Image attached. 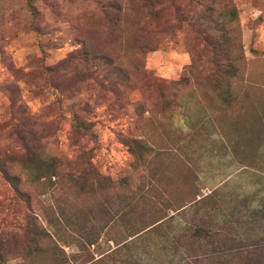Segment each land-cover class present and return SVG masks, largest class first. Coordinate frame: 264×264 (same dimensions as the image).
I'll return each instance as SVG.
<instances>
[{"label":"rangeland","instance_id":"374dc122","mask_svg":"<svg viewBox=\"0 0 264 264\" xmlns=\"http://www.w3.org/2000/svg\"><path fill=\"white\" fill-rule=\"evenodd\" d=\"M155 2L0 0V264H264V157L220 184L264 148V0Z\"/></svg>","mask_w":264,"mask_h":264},{"label":"trees","instance_id":"16d2710c","mask_svg":"<svg viewBox=\"0 0 264 264\" xmlns=\"http://www.w3.org/2000/svg\"><path fill=\"white\" fill-rule=\"evenodd\" d=\"M98 2V6L102 8L103 13L102 16L104 19L110 23L112 27L119 26V22L122 19H126L131 12L134 14H144L145 10H149V14L151 16H158L161 14L163 8L154 10V4L156 3L155 0H106L104 3H102V0H96ZM200 0H195V2L199 3ZM215 0H213L214 2ZM25 3L32 15V17L35 16L36 11L33 5V0H25ZM209 4V7L212 5V1L207 2ZM103 4V5H102ZM151 8V11L149 9ZM153 9V10H152ZM229 16L234 18L236 15L234 7H231V9L228 10ZM35 31H39L36 26L33 27ZM92 78V77H87ZM73 131L74 133L78 134H87L90 132V127L87 124L86 121L79 119L77 115H74L73 118ZM63 165L64 162L62 159L57 158L55 156L51 157H40L38 154L33 153V155H30L26 159L25 164V170L26 173L31 181L33 180H45L48 179V181L51 182L50 186L58 185L60 180L63 178ZM67 166V165H65ZM5 180L14 188L15 192L18 194H25L23 191L19 190V183H20V177L15 174L7 173V171H3ZM31 218H33L31 216ZM161 219L156 220L155 222L148 224L144 226L139 232L148 230L157 224H159ZM30 223H23L20 225L21 231H17L16 233H12L13 236L17 235L18 233H22L24 235H27L28 233L32 232V230L29 228ZM34 225V223H33ZM134 233L131 236H135ZM21 234V235H22ZM12 237V235H10ZM120 245V243L117 244V246ZM57 256V255H56ZM56 260L61 261L59 257L57 256L55 258ZM62 263V261H61Z\"/></svg>","mask_w":264,"mask_h":264},{"label":"crops","instance_id":"0c3cea01","mask_svg":"<svg viewBox=\"0 0 264 264\" xmlns=\"http://www.w3.org/2000/svg\"><path fill=\"white\" fill-rule=\"evenodd\" d=\"M261 150L262 151H260V153H258L257 151H254L253 149L252 150H250V151H246V149H243V152H242V154L244 155V158H248L247 160L246 159H244L243 161H239L237 158L235 159L234 158V160L232 159V160H230V159H228L229 161V163H227V164H230V166L231 165H233V163H235L236 165L235 166H232V168L234 169V172H232V174H228L224 179H222L221 180V182H220V184H224V180L227 178V177H230V176H233V175H235L236 173H238V172H240L241 170H244L245 168H247L248 166L246 165V164H254L255 165V162H254V160H257V161H260L261 162V157H260V155L262 156V157H264V148H261ZM249 159H251V160H249ZM232 163V164H231ZM257 164V163H256ZM251 170V169H250ZM252 171V170H251ZM257 173L255 172H253V175L252 174H250V176H254L253 178H250V179H252V180H250V182H248V185H250V190H251V188H252V186H255L256 185V183L257 182H255V179L256 178H258L257 177V175H256ZM247 185V186H248ZM251 192V191H250ZM254 193V192H253ZM252 192L250 193V194H253ZM239 194V193H238ZM246 194H248V193H246ZM237 216H232L231 215V217H229L228 216V218L229 219H231V220H236L237 218H238V220H241V219H243V217L241 216V215H239L237 218H236ZM222 219H223V217H221ZM251 218V217H250ZM221 221V220H220ZM207 227H208V225H206ZM240 234L241 233H246L247 234V232L244 230L243 232H239Z\"/></svg>","mask_w":264,"mask_h":264}]
</instances>
